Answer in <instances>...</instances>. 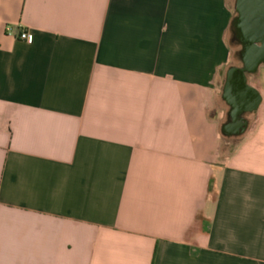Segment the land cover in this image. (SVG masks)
I'll return each mask as SVG.
<instances>
[{"label": "crops", "instance_id": "0c3cea01", "mask_svg": "<svg viewBox=\"0 0 264 264\" xmlns=\"http://www.w3.org/2000/svg\"><path fill=\"white\" fill-rule=\"evenodd\" d=\"M234 18L0 0V264H264V63L227 133Z\"/></svg>", "mask_w": 264, "mask_h": 264}, {"label": "flooded vegetation", "instance_id": "af4514ba", "mask_svg": "<svg viewBox=\"0 0 264 264\" xmlns=\"http://www.w3.org/2000/svg\"><path fill=\"white\" fill-rule=\"evenodd\" d=\"M238 0H236V5ZM236 15L233 23V41L241 47L238 56L241 59V66L237 67L231 76L230 84L225 92V97L231 103V119L227 125H234L238 121L246 122L244 118L245 109L250 106L255 95L245 89L241 81L242 72L248 73L252 63V53L256 46H261V42L251 40L247 31L245 14L236 9Z\"/></svg>", "mask_w": 264, "mask_h": 264}, {"label": "water", "instance_id": "95a60500", "mask_svg": "<svg viewBox=\"0 0 264 264\" xmlns=\"http://www.w3.org/2000/svg\"><path fill=\"white\" fill-rule=\"evenodd\" d=\"M238 11H243L245 14V21L247 31L250 34L251 40L261 42V46H256L252 53V63L250 71H254L260 64L264 63V0H238L236 5ZM235 69L232 68L228 72L227 83L225 91H227L232 73ZM241 81L247 91H254L246 84V73L242 72ZM259 101L255 102L246 108V110L253 111L257 108ZM246 122L238 121L234 125H226L225 131L227 133H238L245 129Z\"/></svg>", "mask_w": 264, "mask_h": 264}, {"label": "rangeland", "instance_id": "374dc122", "mask_svg": "<svg viewBox=\"0 0 264 264\" xmlns=\"http://www.w3.org/2000/svg\"><path fill=\"white\" fill-rule=\"evenodd\" d=\"M230 1V4L232 6V9L234 10L235 12V15L237 14L236 13V0H229ZM229 41L232 45V48H233V52H232V62L233 64H236V65H241V59L239 58L238 56V50H240V46L239 44H237L235 41L231 40V35L229 37ZM253 113V111H250L249 114Z\"/></svg>", "mask_w": 264, "mask_h": 264}, {"label": "built area", "instance_id": "2783aa9c", "mask_svg": "<svg viewBox=\"0 0 264 264\" xmlns=\"http://www.w3.org/2000/svg\"><path fill=\"white\" fill-rule=\"evenodd\" d=\"M20 38L27 43H32L33 41V33L30 30H24L20 33Z\"/></svg>", "mask_w": 264, "mask_h": 264}]
</instances>
